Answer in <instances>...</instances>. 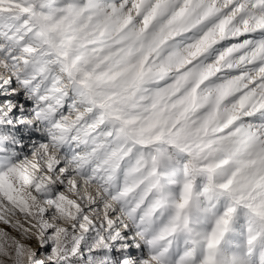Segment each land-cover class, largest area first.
<instances>
[{"label": "clouds", "instance_id": "obj_1", "mask_svg": "<svg viewBox=\"0 0 264 264\" xmlns=\"http://www.w3.org/2000/svg\"><path fill=\"white\" fill-rule=\"evenodd\" d=\"M0 264H264V0H0Z\"/></svg>", "mask_w": 264, "mask_h": 264}]
</instances>
